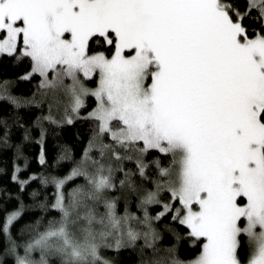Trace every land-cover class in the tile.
<instances>
[{
	"label": "snow or ice",
	"instance_id": "snow-or-ice-1",
	"mask_svg": "<svg viewBox=\"0 0 264 264\" xmlns=\"http://www.w3.org/2000/svg\"><path fill=\"white\" fill-rule=\"evenodd\" d=\"M4 56L28 60L19 79L39 84L25 98L0 81V147L23 128L5 104H46L38 125L84 121L92 135L79 159L57 156L74 165L67 175L15 169L22 191L37 184L27 207L46 215L23 244L12 232L23 202L0 218V264H111L102 249L137 247L148 264H264V0H0ZM45 135L41 125L47 168ZM165 234L175 243L159 247ZM182 241L199 244L195 259L178 258Z\"/></svg>",
	"mask_w": 264,
	"mask_h": 264
},
{
	"label": "trees",
	"instance_id": "trees-1",
	"mask_svg": "<svg viewBox=\"0 0 264 264\" xmlns=\"http://www.w3.org/2000/svg\"><path fill=\"white\" fill-rule=\"evenodd\" d=\"M244 23L245 26L251 25L250 36L253 34L251 29H255L256 31L260 30L258 23L253 24L251 21L247 20ZM29 71L30 62L26 59L17 62L15 59L8 58L7 56L0 58V81L10 82L8 91L11 95L28 98L37 91L39 77L31 80L19 79ZM94 105V98L88 97L86 100V111H90ZM4 108L6 109L4 112L5 116H10L13 112L19 113L20 123L23 125V128L13 127L11 129L9 144H11L12 147H0V218H2L5 213L18 208L19 203L23 202L26 206V210L20 220L16 222L12 228L15 237H22L18 240V243L23 244L30 239V236L26 232L22 233L21 230L24 229L25 225L34 223L36 219L46 214L39 209L27 207L34 203L30 193L37 189V184L33 183L30 187L22 191L19 185L11 179L15 169L17 167L24 169V171L17 174L21 180L26 179L29 175H40L41 173L50 176H57L60 174L67 175L68 171H70L71 167L74 165L68 161H62L60 166H55L56 158L61 153V150L66 148L73 159H79L80 154L86 147L88 139L92 135V125L84 121H77L72 125L57 126L49 124L46 120H41L38 125V118L49 114L46 104L40 107L32 106L21 109H12L5 104ZM61 114L62 112L56 114V116L60 117ZM41 125L46 130L44 150L49 165L47 168L41 166L39 163L40 145L35 143V141H39L40 139ZM24 129H28L29 131V141L23 140ZM16 145H21V154L19 156L17 155ZM156 155L158 154H153V156ZM159 158L161 159L162 165L166 167L168 158L163 155H159ZM25 160L27 161V168H25ZM129 167H131V165H129ZM154 171L153 169L152 172L154 173ZM77 182L79 183L81 181ZM72 186L74 185H70V187ZM116 195L121 196L122 194L117 192ZM123 195H127L130 201L129 211L136 212V214L139 215V212L131 206L135 201L134 196L128 195L127 193ZM119 208L122 210V201ZM154 211H158V209H155V206H153V214ZM52 215H55V213ZM51 218L52 216H46V220ZM165 223L168 222L165 221ZM171 226L181 235L185 234L184 227L174 224ZM173 243H175V241L172 236L170 234H165L164 240L159 247H170ZM199 250V244H197V246H191L189 242L182 241L178 248L177 256L180 260L190 261L195 259L199 254ZM20 254L22 255L23 252L21 251ZM100 254L103 258L111 261V264H142V261L143 264H148L152 255L150 252L142 254L138 247L135 250L129 249L120 251L118 254L111 249H102ZM247 254L248 250L245 247V249L242 250V255L246 257Z\"/></svg>",
	"mask_w": 264,
	"mask_h": 264
},
{
	"label": "rangeland",
	"instance_id": "rangeland-1",
	"mask_svg": "<svg viewBox=\"0 0 264 264\" xmlns=\"http://www.w3.org/2000/svg\"><path fill=\"white\" fill-rule=\"evenodd\" d=\"M85 87H87V88H95L96 87V79H94V80H92V81H85ZM88 98V97H87ZM87 98H86V100H87ZM95 107V105L92 107V108H94ZM92 108L90 109V111L92 110ZM60 112H54L53 113V115L55 116V118H57V119H59L60 117H58V116H56V114H59ZM34 258H37L38 259V256H36L35 254H34Z\"/></svg>",
	"mask_w": 264,
	"mask_h": 264
}]
</instances>
